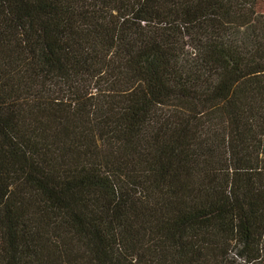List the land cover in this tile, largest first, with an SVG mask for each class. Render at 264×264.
I'll return each mask as SVG.
<instances>
[{"label": "trees", "instance_id": "16d2710c", "mask_svg": "<svg viewBox=\"0 0 264 264\" xmlns=\"http://www.w3.org/2000/svg\"><path fill=\"white\" fill-rule=\"evenodd\" d=\"M0 264H264V0H0Z\"/></svg>", "mask_w": 264, "mask_h": 264}]
</instances>
